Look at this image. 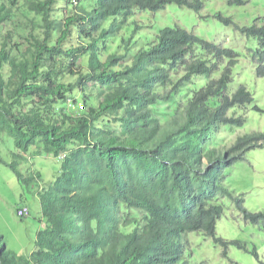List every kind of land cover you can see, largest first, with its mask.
Wrapping results in <instances>:
<instances>
[{
    "label": "trees",
    "instance_id": "trees-1",
    "mask_svg": "<svg viewBox=\"0 0 264 264\" xmlns=\"http://www.w3.org/2000/svg\"><path fill=\"white\" fill-rule=\"evenodd\" d=\"M58 1L69 12L65 21L55 16ZM225 3L245 5L244 0ZM172 4L197 14L203 9L200 0H0V142L10 144L4 150L9 159L0 153V164L12 171L22 191L35 192L43 225L28 257L11 253L0 236V264H186V237L193 233L213 239L227 257L228 246L246 247L216 236L224 212L218 200L224 199L245 222L264 226V213L248 212L224 185L226 169L263 147L264 133L244 135L228 147L215 148L212 142L223 126L244 125L245 118L228 117L230 109L253 102L244 86L232 96L224 94L239 54L165 27L157 44L120 71L114 68L124 56L113 53L99 61L98 53L110 48L134 9L157 19ZM215 18L258 41L251 58L256 77L264 78V23L240 27L220 14ZM74 29L79 48L64 50ZM195 49L212 62H188ZM64 55L70 58L68 69L60 68ZM224 60L227 65L220 67ZM180 68L183 75L174 79ZM217 73L218 79L211 80ZM77 74L76 85L66 83ZM200 76L207 85L185 96L182 108L161 123L153 113L156 104L170 102ZM89 79L95 85L89 87ZM93 88L102 91L97 108L88 106L77 118L65 111L68 99L77 102V90ZM35 148L38 152L31 154ZM38 156L57 161L49 180ZM253 255L258 258L256 250Z\"/></svg>",
    "mask_w": 264,
    "mask_h": 264
},
{
    "label": "rangeland",
    "instance_id": "rangeland-1",
    "mask_svg": "<svg viewBox=\"0 0 264 264\" xmlns=\"http://www.w3.org/2000/svg\"><path fill=\"white\" fill-rule=\"evenodd\" d=\"M201 1L204 4L201 15L210 17L208 21L201 20L194 11L176 5L166 7V15L162 16L161 21V13L155 16L158 18L157 21L154 18L152 20L148 19L147 15L151 16L148 12L144 15L138 13L136 18H132L128 26L119 33V36L110 42L109 51L114 50L117 55L122 56L121 54L125 52V48L121 40L132 39L128 46L130 52L127 59L124 62L117 63L116 68L118 70L122 69V66L129 64V60H133V56L137 51L155 42V35H158L161 28L177 27L192 32L215 46L237 52L240 57L237 65L232 69L231 82L228 91L224 94L232 96L240 86H244L250 93L253 102L245 107H234L229 110L228 117H243L245 123L238 128L232 126L222 127L220 132L212 139L215 148H222L228 147L237 138L252 132L264 133V78L256 77L255 64L251 58V51L258 47V41L252 38L247 39L237 32L234 27L221 23L215 16L220 14L223 18H230L240 27H250L255 23L261 25L264 23V0H244L245 5L241 7H229L225 0ZM67 13L69 14L65 9V4L59 1L55 9V16L66 19ZM30 17L37 24H41L38 17ZM21 20L24 21L22 18ZM134 20L137 26L136 32L133 28ZM110 22L111 20L104 23L103 29L107 28ZM162 22L164 26L160 25ZM77 45V34L73 32L72 37L67 39L66 46L69 48ZM109 51L102 52L100 59L104 60ZM193 56H188V62H191L193 58L210 59V62L213 60L210 55L201 52L199 49L193 51ZM26 57L32 58L29 52L26 53ZM67 65L68 62L65 60L64 66H60V68L67 69ZM220 65V67L226 66L227 61H221ZM173 75L174 79L180 78L183 75L182 68ZM219 75V73L214 74L211 80L218 79ZM76 81L75 77L67 80L66 83L74 85ZM207 83V78L194 77L182 89L181 95L171 99L170 102L156 104L153 109L154 115L159 117L161 123L165 122L177 106L182 108L185 96L191 95L193 91L199 90ZM92 84L90 83V85ZM169 89L170 87L167 90ZM80 93V90L75 92L76 97L81 99L82 95L80 96ZM88 94L95 97L92 104L96 105L101 99L102 91L93 88L91 92L85 91L83 93V95ZM255 107H258L263 113L256 112ZM9 145L8 142H0V153L4 160L9 159L8 153L4 151ZM36 152H38L37 148L32 149L30 153L34 154ZM37 161L42 163V171L46 179L49 180L55 173L57 163L50 158L40 156L37 157ZM224 185L232 194L243 200V207L248 212L264 213V146L245 153L244 160L236 162L226 169ZM218 203L223 205L224 212L221 219L217 221L216 236L228 242H239L246 247V250L239 249L236 246H228L227 257H225L223 256V248L215 245L213 239L200 234H188L186 237L187 254L184 258L186 264H264V226H255L245 222L231 200H218ZM18 207L28 209L29 214L25 218H19L17 216ZM40 219V207L35 192H31V189L22 191L12 171L4 165H0V236L3 237L7 249L11 253L19 257H28L31 254L34 250L36 233L43 226ZM254 250L258 254V258L253 255Z\"/></svg>",
    "mask_w": 264,
    "mask_h": 264
},
{
    "label": "clouds",
    "instance_id": "clouds-1",
    "mask_svg": "<svg viewBox=\"0 0 264 264\" xmlns=\"http://www.w3.org/2000/svg\"><path fill=\"white\" fill-rule=\"evenodd\" d=\"M201 1V0H200ZM59 2V1H58ZM57 2V3H58ZM202 2V1H201ZM57 3H56V5H55V9H56V6H57ZM203 3V2H202ZM172 5H175V4H172ZM168 6H170V5H168ZM177 6V5H176ZM179 7V6H178ZM184 8H186V7H184ZM188 9V8H187ZM62 10V9H61ZM190 10V9H189ZM203 10H204V4H203V9H202V11L200 12V13H198V15H199V18L201 19V17H204V16H202L201 15V13L203 12ZM165 11H166V8H165V10L161 13V15H160V21L163 19V17L162 16H165L166 14H165ZM192 11V10H191ZM146 12H148V13H150L151 14V16L150 15H147L148 17V19H153L154 17H153V14L151 13V12H149V11H146ZM146 12H144V11H139V10H136V9H134V12H133V16L128 20V23H127V26H128V24H129V22H130V20L132 19V18H136V14H140V13H143V15L146 13ZM197 14V13H196ZM62 16H63V14H62ZM66 16H67V18L69 17V14H66ZM58 19H61L62 21L64 20L65 21V18L63 17V18H60V17H57ZM210 19V17H208V20ZM111 20V22L113 21V19H109V21ZM154 20L155 21H157L158 20V18L157 19H155L154 18ZM207 20V21H208ZM159 21V22H160ZM110 22V23H111ZM163 22H164V20H163ZM162 22V24H160V25H162V26H164V23ZM135 24V20H134V23H133V25ZM133 28H135V27H133ZM165 28V27H164ZM162 29V28H161ZM131 30V29H130ZM130 30H128V31H130ZM123 31V30H122ZM73 32H76V30L74 29V30H71V35L68 37V38H71L72 37V33ZM121 32V31H120ZM119 32V33H120ZM135 32V31H134ZM159 33V32H158ZM119 36V35H118ZM117 36V37H118ZM117 37H114V39H116ZM156 38H157V40H156ZM111 40V39H110ZM111 41H113V40H111ZM122 41V44H124V48H125V52L123 53V54H121L122 56H124V58L121 60V61H119V62H124L126 59H127V57H128V53L130 52L128 49H129V45H130V43H131V41H132V39H130V38H127V39H122L121 40ZM77 42H78V39H77ZM86 42V41H85ZM157 42H158V35L156 36L155 35V42L153 43V44H151V45H146L144 48H142V49H140L139 51H137L136 52V54L137 53H140V52H142V51H148L153 45H155V44H157ZM67 45V41L63 44V49L64 50H68V49H72V50H75V49H77V48H79V42H78V45L76 46V47H67L66 46ZM147 47H148V49H147ZM128 50V51H127ZM107 51H109V49L108 50H106V51H104V52H107ZM75 52V51H74ZM113 53H115V54H117L114 50H111V51H109L106 55L108 56V54H110V55H112ZM135 54V55H136ZM101 55H102V52L101 53H98V58H99V61L100 62H102V63H104L105 62V60H106V57H105V59L104 60H101L100 58H101ZM135 55L133 56V58L135 57ZM65 56V58H66V60H67V62H68V65H69V62H70V58H68L67 57V55H64ZM119 56V55H118ZM77 57H78V53H76L75 52V56L72 58V60L74 61V62H76V59H77ZM132 60V59H131ZM131 60H129V64H130V61ZM76 66H74V68H75ZM67 69H68V67H67ZM114 71H120V69L118 70L117 68H116V66H115V68H114ZM76 77V83L74 84V85H76L78 82H79V76H78V74L77 75H74L73 77H72V79L73 78H75ZM71 80V79H70ZM87 83H88V85H89V87H91V86H93V85H95V82L93 81V80H91V79H89V80H87L86 81ZM90 83H93L92 85H90ZM80 96L82 95V98L80 99L79 97H77V102H75V100H71V99H68L67 100V102H66V104H65V108H67V110H65V111H67V112H70V113H72L73 115H74V117H80V116H82V115H84L85 113H87V111H88V109H89V107L88 106H92L93 108H97L98 106H99V104H100V102L103 100V96L101 95L100 96V101H98L99 103H97L96 105L95 104H92V102H93V100L95 99V97L94 96H92L91 94H88V95H83V93L81 92L80 94H79ZM84 97H85V99L86 98H88V97H91V99H89V100H87V102L86 101H84ZM83 99V100H82ZM168 102V101H167ZM167 102H165V103H167ZM86 103H87V105H86ZM162 103H164V102H162ZM132 104L130 103V104H128L127 103V107H130ZM85 108H86V110H85ZM229 112V111H228ZM111 120H112V118H107V123L109 124V122L111 123ZM112 122H113V120H112ZM112 125H113V123H112ZM116 127H117V130H120V128H121V126L120 125H115ZM119 132V131H118ZM90 133H91V131H90V128L89 127H87L86 129H85V135H86V137L89 139V141H91V137H90ZM64 154H61L59 157H58V161L59 160H63V158H64ZM45 158H50L51 160H53V161H55V162H57L56 161V159L55 158H53L52 156H47V157H45ZM1 165V164H0ZM29 211H28V209H26V208H22V209H20V210H18L17 211V216L19 217V218H25L29 213H28ZM24 216V217H23Z\"/></svg>",
    "mask_w": 264,
    "mask_h": 264
}]
</instances>
